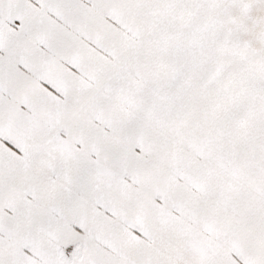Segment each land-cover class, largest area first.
<instances>
[{"label":"snow or ice","instance_id":"obj_1","mask_svg":"<svg viewBox=\"0 0 264 264\" xmlns=\"http://www.w3.org/2000/svg\"><path fill=\"white\" fill-rule=\"evenodd\" d=\"M0 264H264V0H0Z\"/></svg>","mask_w":264,"mask_h":264}]
</instances>
